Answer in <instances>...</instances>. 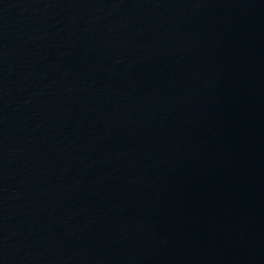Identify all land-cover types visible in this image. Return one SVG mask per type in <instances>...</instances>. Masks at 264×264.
<instances>
[{
    "label": "water",
    "instance_id": "obj_1",
    "mask_svg": "<svg viewBox=\"0 0 264 264\" xmlns=\"http://www.w3.org/2000/svg\"><path fill=\"white\" fill-rule=\"evenodd\" d=\"M0 264H264V0H0Z\"/></svg>",
    "mask_w": 264,
    "mask_h": 264
}]
</instances>
